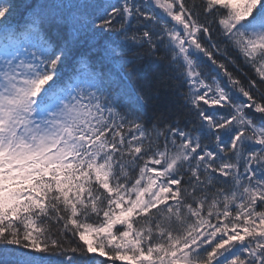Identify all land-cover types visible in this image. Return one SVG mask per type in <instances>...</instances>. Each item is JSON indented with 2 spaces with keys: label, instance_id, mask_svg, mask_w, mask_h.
Here are the masks:
<instances>
[{
  "label": "snow or ice",
  "instance_id": "snow-or-ice-1",
  "mask_svg": "<svg viewBox=\"0 0 264 264\" xmlns=\"http://www.w3.org/2000/svg\"><path fill=\"white\" fill-rule=\"evenodd\" d=\"M0 264H264V0H0Z\"/></svg>",
  "mask_w": 264,
  "mask_h": 264
}]
</instances>
